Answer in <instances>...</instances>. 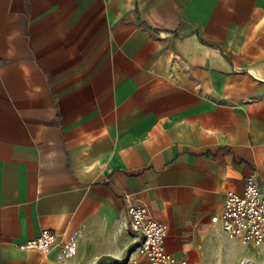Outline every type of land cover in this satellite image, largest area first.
Returning a JSON list of instances; mask_svg holds the SVG:
<instances>
[{"label": "crops", "instance_id": "crops-1", "mask_svg": "<svg viewBox=\"0 0 264 264\" xmlns=\"http://www.w3.org/2000/svg\"><path fill=\"white\" fill-rule=\"evenodd\" d=\"M251 173L264 0H0V264H125L128 202L187 264H243L210 217Z\"/></svg>", "mask_w": 264, "mask_h": 264}, {"label": "built area", "instance_id": "built-area-1", "mask_svg": "<svg viewBox=\"0 0 264 264\" xmlns=\"http://www.w3.org/2000/svg\"><path fill=\"white\" fill-rule=\"evenodd\" d=\"M127 224L134 234L133 246L125 264H187L183 257H177L166 250V224L152 217L145 206L128 202L125 207ZM212 222H220L222 229L255 246L264 244V189L255 173L245 177L242 190L225 191L220 210L210 217ZM56 240V232L43 228L34 237L26 238L20 246L24 249H37L46 253ZM133 250L137 253L132 255ZM68 244L60 247V258L67 256Z\"/></svg>", "mask_w": 264, "mask_h": 264}, {"label": "rangeland", "instance_id": "rangeland-1", "mask_svg": "<svg viewBox=\"0 0 264 264\" xmlns=\"http://www.w3.org/2000/svg\"><path fill=\"white\" fill-rule=\"evenodd\" d=\"M253 254L254 257L250 260H245L243 264H264V245L256 247Z\"/></svg>", "mask_w": 264, "mask_h": 264}]
</instances>
